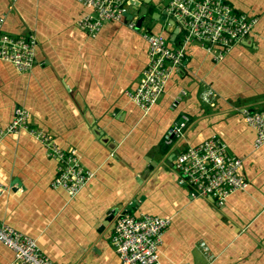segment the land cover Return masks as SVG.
Instances as JSON below:
<instances>
[{
  "label": "crops",
  "instance_id": "0c3cea01",
  "mask_svg": "<svg viewBox=\"0 0 264 264\" xmlns=\"http://www.w3.org/2000/svg\"><path fill=\"white\" fill-rule=\"evenodd\" d=\"M227 1L257 19L251 36L220 63L190 43L184 66L145 114L126 96L148 63L138 30L111 22L92 38L77 27L91 10L75 0H0L3 31L37 39L31 73L0 61V128L25 108L31 128L63 152L74 150L96 173L71 199L51 187L57 162L46 146L26 132L6 136L0 183L9 192L0 196V222L35 239L53 264H121L111 237L114 216L124 212L171 219L162 264H264V144L255 148L256 132L243 114L264 110V0ZM160 2L128 0L129 17L139 19L147 7L141 29L163 34L176 47L177 30ZM181 116L189 118L184 138L163 152L164 136ZM212 136L242 160L249 184L223 205L192 197L174 166L176 151ZM0 264H18L2 243Z\"/></svg>",
  "mask_w": 264,
  "mask_h": 264
},
{
  "label": "built area",
  "instance_id": "2783aa9c",
  "mask_svg": "<svg viewBox=\"0 0 264 264\" xmlns=\"http://www.w3.org/2000/svg\"><path fill=\"white\" fill-rule=\"evenodd\" d=\"M91 10L77 21V27L95 38L105 24L117 22L136 30V21L129 17L128 0H75ZM165 16L177 30L178 45L170 47L163 34L146 29L138 30L148 44V63L142 72L138 86L126 92L130 102L143 113L152 107L165 93L167 84L176 69L183 67L186 50L196 43L215 63L222 62L237 46L247 40L253 31L256 18L236 12L227 0H161ZM6 15L0 17V61L11 64L21 74L31 73L35 64L36 35L12 36L3 31ZM181 102L176 97L171 109ZM245 122L256 132L255 148L264 144V110L243 111ZM30 113L18 108L14 118L5 128H0V144L10 134L28 133L48 148V157L57 162L53 189L64 190L73 199L94 178L96 173L81 164L74 150L63 152L44 132L29 125ZM189 118L181 116L171 126L164 144L173 148L184 138ZM243 162L230 154L227 144L216 136L197 146H189L175 157V170L179 183L188 185L192 197L212 198L218 205L238 191H246L248 182L241 174ZM9 192L0 183V196ZM171 225L170 218L129 213H118L113 218L111 244L121 264H162L160 247L163 236ZM0 243L14 254L18 264H53L38 247L37 241L0 222Z\"/></svg>",
  "mask_w": 264,
  "mask_h": 264
},
{
  "label": "water",
  "instance_id": "95a60500",
  "mask_svg": "<svg viewBox=\"0 0 264 264\" xmlns=\"http://www.w3.org/2000/svg\"><path fill=\"white\" fill-rule=\"evenodd\" d=\"M146 13H147V7L143 6V7L141 8L140 18L137 19V20H135V21H136V30H140V29H141L142 24H143V21H144V16H145ZM164 14H165V13H164ZM163 19H164V18H163ZM170 148H171L170 146L164 144L162 151H163V152H168ZM178 155H179V151H176L174 156H178ZM151 169H152V166L148 167L147 173H148Z\"/></svg>",
  "mask_w": 264,
  "mask_h": 264
}]
</instances>
